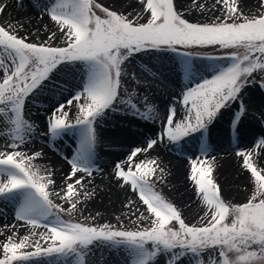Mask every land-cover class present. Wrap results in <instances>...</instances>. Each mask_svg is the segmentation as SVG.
<instances>
[{
  "label": "snow or ice",
  "instance_id": "obj_1",
  "mask_svg": "<svg viewBox=\"0 0 264 264\" xmlns=\"http://www.w3.org/2000/svg\"><path fill=\"white\" fill-rule=\"evenodd\" d=\"M255 2L264 9V0ZM7 7L0 2V16ZM29 7L48 23L32 31L0 20V203L15 221L0 232V264H111L102 251L96 258L103 248L124 256L117 264H264V137L257 158L253 149L235 153L247 193L238 202L214 179L209 143V126L225 115L234 133L255 115L246 93L258 86L264 94V11L246 12L243 0H215L214 18L203 20L187 18L185 0H31ZM194 7L201 16L207 9ZM161 84L176 92L162 112L154 91ZM42 97L43 132L31 112ZM140 120L151 122V135L122 138L120 122ZM64 137L72 139L66 153L58 147ZM193 137L199 157L192 153L185 179L198 198L194 221L157 189L167 175L159 150L182 153ZM125 142L110 178L125 192L126 210L115 223H96L100 213L84 211L96 195L94 173L103 171L99 149ZM47 145L67 165L59 178L41 163Z\"/></svg>",
  "mask_w": 264,
  "mask_h": 264
},
{
  "label": "bare ground",
  "instance_id": "obj_2",
  "mask_svg": "<svg viewBox=\"0 0 264 264\" xmlns=\"http://www.w3.org/2000/svg\"><path fill=\"white\" fill-rule=\"evenodd\" d=\"M115 3L124 6L127 5L130 0H114ZM188 7L192 8L191 12H188V8L182 9L186 14L191 16H201L200 9L194 7L195 4L199 3L201 5H207V9L204 12V15L213 16V5L215 0H185ZM241 3V0H239ZM243 4L251 7V8H258L256 6L255 0H243ZM24 7L19 6V0L15 2L8 15V19L11 18L13 22L21 21L24 25L30 28L32 31H35L37 28H42L43 24L48 23V17L43 15V13L35 8L29 7L28 3L24 0ZM131 11V9H127ZM203 15V16H204ZM170 70V69H169ZM167 70L166 72H168ZM155 95L159 97L156 101L158 105H160L161 112L163 111V103L171 100L169 97L165 96V94H174L176 93L171 88H166L163 84L159 85L158 89H155ZM164 93V94H162ZM164 95V96H163ZM48 101H45L42 97L40 100H37L36 103L32 106L31 112L33 114V119L36 121L37 124H41V131L43 130L42 126V119H43V107L41 105H46ZM171 105H169L170 107ZM224 117L221 118V128L223 129V121ZM148 126H151V122H147ZM140 129L136 130L133 133L128 135L126 141H131L132 139L139 140L140 137L134 136L137 132H143L146 135H151L149 131V127H146V122L142 121L141 124H138ZM157 129L159 128V122L156 123ZM264 129L252 120H246L240 126L239 132L233 134V139L226 140V139H218L213 138L209 139V143L212 145L213 149L212 155L216 157V165L213 170V176L221 181L222 189L227 194H235L237 190L245 185V174L242 173L238 167V158L236 157L235 153L239 150H246V149H253L256 153L254 158H257L261 152L260 149L257 147L259 140L264 137ZM230 134V137H231ZM71 139L66 137L63 139L62 143L58 142V147L62 150V153H66L65 145H67L68 141ZM232 140V141H231ZM67 141V142H66ZM40 142H44L43 140L37 139L36 147L39 149L43 144ZM66 142V143H65ZM50 148L44 147L43 150L46 154L47 159L41 161V163L48 164L50 166L54 165L55 171L57 174V178L64 174L63 170H67V165L62 161V154H55L51 145ZM135 146V145H133ZM129 147V143L125 142L120 149L113 151L109 154L101 162L97 161V167L101 168L102 172L94 173V186L96 188V195L92 198L94 201L88 203L87 205L93 204V207L97 208H107L110 205L122 203L124 201L125 192L121 191L114 182L111 181L110 172L112 169L111 161L121 153H126L127 148ZM182 153L177 152L175 148H167L159 150V155L163 157L162 159V166L165 167L166 170V180L170 186V192L174 194V196L179 200V204L182 208H184V213L189 218L197 219V211H198V198L193 197L191 195L192 192V185L190 182H187L185 179V174L188 169V161L192 158V153L196 152L197 157H199L198 152V145H187L185 142L181 145ZM235 148V149H233ZM153 155H157L153 153ZM93 185L89 186V189ZM130 199H135L131 193H128ZM91 201V200H90ZM126 203V201H125ZM191 205L188 207L187 205ZM201 215L203 213H200ZM15 221L13 216L5 217L0 215V232H4L6 225H12ZM21 234H24L21 232ZM4 239L3 236H0V240Z\"/></svg>",
  "mask_w": 264,
  "mask_h": 264
},
{
  "label": "rangeland",
  "instance_id": "obj_3",
  "mask_svg": "<svg viewBox=\"0 0 264 264\" xmlns=\"http://www.w3.org/2000/svg\"><path fill=\"white\" fill-rule=\"evenodd\" d=\"M28 5L31 3V0H25ZM0 2L8 5L7 9H6V12L3 14V16H0V20H8V15H9V12L11 10V7L12 5L17 2V0H0ZM107 3L108 4H116V5H119L117 3H115L114 0H107ZM237 3L239 4V0H237ZM121 6V5H119ZM244 8H245V11L246 12H250L251 14H256L260 11H264V9H259V8H251V7H248L246 5H244ZM187 15V18H189L190 20H194V19H211V18H214L213 16H208V15H204V16H191V15ZM199 62V61H198ZM164 63L166 66H169L170 65V61L165 58L164 60ZM169 70V67H166L165 68V71ZM164 94V93H162ZM164 96V95H163ZM165 96L169 97L170 99H174L176 97V93L174 94H165ZM40 100V99H39ZM45 101H47L46 99H44ZM264 102V94H262L261 90L259 89V87H254L251 89V91L249 93H246L245 94V103L249 105V113H255V115H249L247 117L246 120H254L255 122L258 123V126L260 125L262 127V129H264V120H261L259 118V112H260V105L261 103ZM235 111V109H233V112ZM144 121V120H140L138 123H131L129 124L128 121H121V127L124 129V132L122 133V138L124 139H127L128 135H130V133H133L135 132L136 130L140 129V126L138 125L139 123L141 124V122ZM221 119H219L218 121L214 122L213 125L209 126V139H213L214 137L215 138H218V139H233V134H231V132H233L230 128V118L225 115V118H224V121H223V129L221 128ZM44 129L41 131L43 132ZM264 132V131H263ZM230 134H231V137H230ZM237 134V133H236ZM66 137H64L63 139H65ZM69 138V137H68ZM71 139V138H70ZM68 141V140H67ZM66 141V142H67ZM232 141V140H231ZM65 142V143H66ZM185 144L191 146V145H198V141L195 137L191 138V139H185ZM3 143V140H0V144ZM40 144H45V142H40ZM124 143H115L111 146L109 145H104L103 147H101L99 149V159L98 161L101 162L102 160H104L106 157L109 156L110 153H112L113 151H116L118 149H120V147L123 146ZM72 145V139L70 141H68L67 145H65V150L68 151V148ZM46 148H50L49 145L45 146ZM128 149V148H127ZM235 149V148H233ZM214 179L218 182V184L221 186L222 188V184H221V181H219L218 179H216L214 177ZM157 189L162 191L163 194L169 198L170 200L174 201L178 206L181 207V205L179 204V200L174 196V194H172L170 192V186H169V183L168 181L164 180V182H157ZM245 185L241 186L237 192L235 194H227L223 189V196L226 200H232L233 202H238V201H241L243 199V197L247 194L245 192ZM191 195H192V192H191ZM135 198V197H134ZM94 199V198H93ZM91 199V201L89 200L87 203H86V207H85V211H84V216H96L97 213H100L99 216H97V219L96 223H104V222H111V223H115V217L117 215L120 214V211L122 210H126L123 208V204L122 203H117V204H113V205H110L109 207H105V208H97V207H93V204L91 203L90 205H87L88 203L90 202H93L95 200ZM7 211L8 212V216H13L12 215V212H11V208L10 206H6L2 203H0V212H5ZM184 216L188 219V220H196V219H192V218H189L188 216L185 215V213H183ZM198 219V217H197ZM125 223H127V220H125ZM101 251L103 252V258L110 261L111 264H117V262H122L123 259H124V256L119 254V253H114V252H111L109 251L108 249L106 248H103V249H100V250H97L96 251V258L97 259H100L101 258Z\"/></svg>",
  "mask_w": 264,
  "mask_h": 264
}]
</instances>
